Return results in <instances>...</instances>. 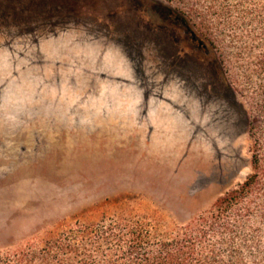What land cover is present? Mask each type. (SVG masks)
I'll list each match as a JSON object with an SVG mask.
<instances>
[{
    "label": "rangeland",
    "instance_id": "rangeland-1",
    "mask_svg": "<svg viewBox=\"0 0 264 264\" xmlns=\"http://www.w3.org/2000/svg\"><path fill=\"white\" fill-rule=\"evenodd\" d=\"M262 56L264 0H0L1 257L118 221L159 250L209 215L264 166ZM60 91L84 110L86 149H106L109 123L121 133L100 161L53 148L42 103ZM248 204L228 214L230 246L210 234L197 252L264 260V185ZM110 242L97 260L125 245Z\"/></svg>",
    "mask_w": 264,
    "mask_h": 264
},
{
    "label": "trees",
    "instance_id": "trees-1",
    "mask_svg": "<svg viewBox=\"0 0 264 264\" xmlns=\"http://www.w3.org/2000/svg\"><path fill=\"white\" fill-rule=\"evenodd\" d=\"M262 58L260 64L264 66V56ZM253 166L254 173L244 183L219 197L209 215L190 224L170 241L162 239L159 250L147 247L153 238L152 233L144 234L138 225L118 221L94 234L87 229L72 231L66 239L52 238L53 241L39 250L27 249L14 255L8 254L7 257L0 255V264H264V260L244 263L240 252L232 248L221 256L214 244L207 246L203 253L197 252L198 242L204 243L210 234L221 236L222 245L230 246L227 239H222L225 234L234 233V225L229 223L228 214L234 213L239 223L242 210L238 207L246 204L248 206L244 211L249 212L252 205L248 204V198L256 188L262 190L264 185V166L258 157H255ZM123 229L126 230V240ZM94 235L99 238L97 245L89 242ZM110 241H125V245L119 246L118 253L111 250L106 259L97 260L106 252L104 244L109 245Z\"/></svg>",
    "mask_w": 264,
    "mask_h": 264
},
{
    "label": "bare ground",
    "instance_id": "bare-ground-1",
    "mask_svg": "<svg viewBox=\"0 0 264 264\" xmlns=\"http://www.w3.org/2000/svg\"><path fill=\"white\" fill-rule=\"evenodd\" d=\"M146 17H148V16H146ZM111 64L114 65V67H119V64H118L117 60H111ZM145 84H147V83H145ZM36 93H35L34 98H36L37 94L39 96H40V94L43 95L45 93V91H43L41 93L39 91L37 94ZM60 94H61V91L58 92L57 94L51 93L46 99L43 100V103H42V105L45 107V110H44V116L46 117L45 121L50 122L51 120H54L53 121L54 122V126H53L52 129L54 131L60 132V134L58 136H54V138H56V140L53 141V148L57 150L60 147V145H61L60 144L61 141L63 142V139L66 138L67 144L66 145H62L60 149H62V148L65 149L66 148L65 150H66V152L68 154V158L70 159V160H68L66 162L68 165L79 166V164H84V163H87V162H98V161H100V160H97V158H95V157L98 156V155L110 153V151L117 145V141L120 140L119 136H121V133L116 130V125L113 122H112V124L109 123V125L111 127L110 130L109 131H105L106 136L108 138L107 137H103L102 140H100L101 142L106 144V146H105L106 149L97 150V151L94 150V149H91L89 151L88 149H86V147L82 143L83 142L82 139L85 137V129H86L85 126H86V124H85L84 119L82 117H80V118L78 117V114L79 113L80 114L83 113L84 110H82L81 108H78L79 103H76V102L73 103L71 101L65 100V97L59 98ZM33 104L34 105H38L36 102H33ZM126 105H128V104H126ZM178 106H179V108L182 111L186 112V109H185L184 105L179 104ZM47 126L50 127V125H47ZM198 127H200V126H198ZM15 128H17V127H15ZM11 130H12V127H11ZM163 133H164V131H163ZM133 137H134V135H130L129 138L133 139ZM59 138H60V140H59ZM32 143H34V142H32ZM34 147H35V145H34ZM133 150H134L133 151L134 153H138L139 155H142L144 153V151L142 149L139 150V151H135V149H133ZM129 156H131V154ZM31 158H33V154L31 155V153H30L29 160ZM129 159H130V157L127 158V160H129ZM132 159H133L134 162H137V158L132 157ZM103 161H106V158H104L102 160V162Z\"/></svg>",
    "mask_w": 264,
    "mask_h": 264
}]
</instances>
